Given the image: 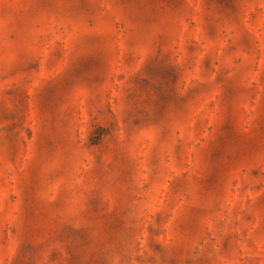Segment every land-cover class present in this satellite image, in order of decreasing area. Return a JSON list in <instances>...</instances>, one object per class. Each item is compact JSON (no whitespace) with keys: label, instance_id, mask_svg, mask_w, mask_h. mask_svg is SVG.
Instances as JSON below:
<instances>
[{"label":"rangeland","instance_id":"obj_1","mask_svg":"<svg viewBox=\"0 0 264 264\" xmlns=\"http://www.w3.org/2000/svg\"><path fill=\"white\" fill-rule=\"evenodd\" d=\"M0 264H264V0H0Z\"/></svg>","mask_w":264,"mask_h":264}]
</instances>
